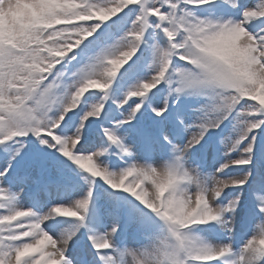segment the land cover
Wrapping results in <instances>:
<instances>
[{
  "label": "snow or ice",
  "instance_id": "1",
  "mask_svg": "<svg viewBox=\"0 0 264 264\" xmlns=\"http://www.w3.org/2000/svg\"><path fill=\"white\" fill-rule=\"evenodd\" d=\"M57 152L87 190L24 207L79 187ZM257 163L264 0H0V264H264Z\"/></svg>",
  "mask_w": 264,
  "mask_h": 264
},
{
  "label": "rangeland",
  "instance_id": "2",
  "mask_svg": "<svg viewBox=\"0 0 264 264\" xmlns=\"http://www.w3.org/2000/svg\"><path fill=\"white\" fill-rule=\"evenodd\" d=\"M87 39V38H86ZM94 91H109V90H94ZM185 103H191L196 104L197 98L195 97H185L183 98ZM228 123V122H226ZM235 121L232 120L231 123H229L228 127L229 130H234ZM35 140L36 138L33 137ZM42 147H47L46 145H43ZM49 152H55V149H48ZM57 156H60L62 159L67 161V164L72 168L76 169L80 172L79 177V187L77 188H68L63 189L59 191H52L50 194L41 192L39 193V197L34 195L33 190L31 186L25 188V190L22 192V199L21 204L24 207H32L37 212L46 211L48 207L51 206V203L53 202H70L74 199H76L79 195H82L84 191L87 190L88 184L87 181L83 179L84 176L90 175L86 172V170L79 169V166L75 164V162L71 161L67 157H63L61 153H56ZM102 160H105L109 163L111 166L115 160L118 159V157H109L108 155H105L104 157H101ZM256 167V174L253 177V184L256 183L257 179L260 176H264V164L257 163L255 165ZM244 215V214H242ZM245 221L247 220L246 215L244 216ZM56 219L62 220V221H68V224L65 225V228L67 229L69 226H76V224L79 222V217H63V216H57ZM243 230L241 232H238L235 236H233L231 233L228 232H222L219 229V226L215 231H210L207 229L206 225H201L195 229V231L205 240V242H209L212 244H218L221 242H228L231 240L234 244V247L238 250L241 244L248 238V235L251 233L249 232V229L247 226H242ZM103 231L102 226L98 223V220L96 218V214L93 211L90 215L89 219L85 222V226L80 229V233H83V237L80 241L81 244L85 240H87L88 244H91L92 241L88 240V236L92 233H100ZM134 229H131L129 231L128 239H132V233L134 232ZM80 233H77L79 236ZM247 233V235L245 234ZM229 257V254H226L224 258H218L217 261H213V264H224V261Z\"/></svg>",
  "mask_w": 264,
  "mask_h": 264
},
{
  "label": "clouds",
  "instance_id": "3",
  "mask_svg": "<svg viewBox=\"0 0 264 264\" xmlns=\"http://www.w3.org/2000/svg\"><path fill=\"white\" fill-rule=\"evenodd\" d=\"M259 243L264 244V241H259Z\"/></svg>",
  "mask_w": 264,
  "mask_h": 264
}]
</instances>
